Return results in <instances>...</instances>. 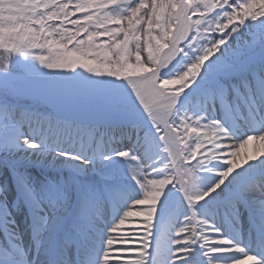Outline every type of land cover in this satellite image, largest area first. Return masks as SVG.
<instances>
[{
  "label": "snow or ice",
  "instance_id": "obj_1",
  "mask_svg": "<svg viewBox=\"0 0 264 264\" xmlns=\"http://www.w3.org/2000/svg\"><path fill=\"white\" fill-rule=\"evenodd\" d=\"M161 155L210 182L186 199L151 181L105 226V204L128 201L116 158ZM174 196L218 239L181 227L166 243ZM197 250L264 264V0H0V264H200Z\"/></svg>",
  "mask_w": 264,
  "mask_h": 264
},
{
  "label": "rangeland",
  "instance_id": "obj_2",
  "mask_svg": "<svg viewBox=\"0 0 264 264\" xmlns=\"http://www.w3.org/2000/svg\"><path fill=\"white\" fill-rule=\"evenodd\" d=\"M244 126L242 125V128ZM210 134V130L209 133ZM225 144H231L233 147H236L239 144L238 140L232 139L230 141H221L216 147H223ZM229 151L228 148H224V151L220 152H209L208 155H216L218 157H223ZM163 159V155L153 157L151 163L155 164L154 168L149 167L148 163H143L140 160L135 158L129 159L127 164L125 160L121 158H116L113 162L112 170L116 172L119 177V182L124 186V191L127 196V205H125V201H113L105 204L104 208V223L105 226L110 225L118 218V214L120 211H128L133 208L135 205V201L144 198V189L151 181H160L164 180L168 183L173 184V188L176 186V177L173 170V163L171 162V158L165 160L163 163H158L157 161ZM129 167L134 170H138L137 176V185L134 181H131L130 178L123 175L126 167ZM185 167L187 164L185 162ZM65 173L68 171L64 170ZM205 169H194V175L188 176L183 175V180L185 182L186 195L187 199H191L199 194L200 191L203 190L210 182L209 178L205 175ZM161 173V175H155L154 173ZM89 175H96L95 173H89ZM139 189V191H138ZM9 203L15 199L14 192L9 193ZM155 197H153L154 199ZM173 207L170 209H165L162 213V221L159 225V231L162 233L165 242L170 243L171 239H175L176 237L172 235L174 232L178 231L181 227H183L189 236L194 237L197 242H211L213 240L218 239L217 237L211 236L210 233L213 231L208 228L206 225L209 223L208 219L204 216L196 215L195 209H193V215L190 217H186L183 215V203L180 201L178 196L175 197V201L173 202ZM124 207V208H123ZM139 211H145L146 213H150V208L137 209ZM27 208H22L20 211L15 212V219L17 226L19 227L21 233L24 234L25 238H30V233L27 231V224L29 220L27 219ZM242 226L240 229V235L244 239L245 243H248V221L245 217H242ZM199 228V234L196 233V229ZM122 231H129L130 234L135 235L137 230L134 228H125ZM229 235H234L233 233H229ZM220 251H225L224 249H218ZM129 251H134V249H129ZM226 255H238L235 253H229ZM193 261L199 260L200 264H203V257L199 255V250L193 256Z\"/></svg>",
  "mask_w": 264,
  "mask_h": 264
},
{
  "label": "bare ground",
  "instance_id": "obj_3",
  "mask_svg": "<svg viewBox=\"0 0 264 264\" xmlns=\"http://www.w3.org/2000/svg\"><path fill=\"white\" fill-rule=\"evenodd\" d=\"M171 162L173 163V170H174V173H175V177H176V190H178L181 194H183L184 196L186 195V188H185V182L183 180V175H180L179 174V170L177 169V166L176 164L173 162V158H171ZM175 197H171L167 206H166V209H170L173 207V202L175 201ZM186 199H187V196H186Z\"/></svg>",
  "mask_w": 264,
  "mask_h": 264
}]
</instances>
